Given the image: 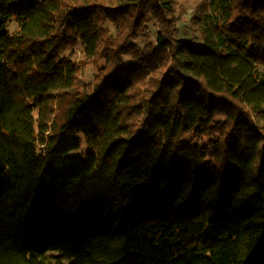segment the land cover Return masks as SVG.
Returning a JSON list of instances; mask_svg holds the SVG:
<instances>
[{"label":"trees","instance_id":"trees-1","mask_svg":"<svg viewBox=\"0 0 264 264\" xmlns=\"http://www.w3.org/2000/svg\"><path fill=\"white\" fill-rule=\"evenodd\" d=\"M0 264H264V0H0Z\"/></svg>","mask_w":264,"mask_h":264},{"label":"rangeland","instance_id":"rangeland-1","mask_svg":"<svg viewBox=\"0 0 264 264\" xmlns=\"http://www.w3.org/2000/svg\"><path fill=\"white\" fill-rule=\"evenodd\" d=\"M187 19H188V14H184V15L180 16L179 21H178V26H177V36L178 37H185V38L187 37L188 39L192 38L191 40H194V39L198 40V38H199V40L201 41V36L199 33H197V32L193 33L192 31H190ZM11 28L13 29L14 25H11ZM152 30H153V28H152ZM142 41H143V38L140 37V39L137 42H138V44H141ZM79 56L80 55L78 52V57ZM93 75H94V70L92 68H88L85 70V72L83 74V78L85 81H89L92 79ZM84 150H85V145H84V143H82L81 149L74 152L73 154L81 153Z\"/></svg>","mask_w":264,"mask_h":264}]
</instances>
